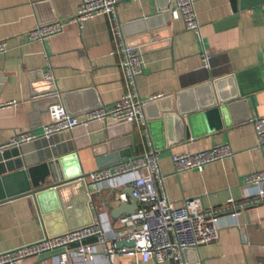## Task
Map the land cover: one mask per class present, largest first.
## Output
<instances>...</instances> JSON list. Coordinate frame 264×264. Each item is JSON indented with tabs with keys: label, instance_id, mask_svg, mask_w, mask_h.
Masks as SVG:
<instances>
[{
	"label": "crops",
	"instance_id": "0c3cea01",
	"mask_svg": "<svg viewBox=\"0 0 264 264\" xmlns=\"http://www.w3.org/2000/svg\"><path fill=\"white\" fill-rule=\"evenodd\" d=\"M81 2L0 0V43L4 42L7 49L0 55V147L18 133L39 136L50 122L43 110L46 105H34L50 95L44 94L52 87L45 83L49 72L56 86L54 94L66 96V101L61 98V105L72 116L122 99L126 81L122 58L114 53L117 46L110 16H96L81 27L68 23L63 33L43 43L30 39V32L38 25L69 21ZM172 7L173 0H117L118 22L128 43L143 47L145 67L137 79L139 97L149 103L156 96H176L212 81H223L224 94L231 96L235 89L230 76H235L236 89L247 102L238 111L237 124L227 127L215 113L197 114L193 122L196 137L186 138L178 125L184 117L177 114L161 126V131L155 127L151 130L149 123L156 112L145 109L147 128L95 123L88 129H74L70 139L56 136L52 141L40 139L24 147L40 163L58 145L62 154L77 153L84 173L90 174L144 155L151 139L155 149L158 147L168 200L180 205L185 199L199 197L204 211L217 212L220 218L219 238L184 253L186 264H264V203L258 200V186L246 182L249 174L264 170V151L258 146L252 121H245L250 114L252 118L264 117V0H194L198 32L188 30L182 19H174ZM200 88L197 103L209 106V88ZM193 104L194 98H188L186 109ZM112 141L118 143L115 154L106 147ZM215 145H228L233 157L202 171L176 174L173 155L210 150ZM110 155L119 162L111 164L115 157ZM77 190L66 193L59 202L57 195L45 192L41 204L35 196L1 203L0 253L42 240L49 229L57 235L69 227L91 223L94 208L86 203L83 186ZM117 193L111 186L98 184L92 195L109 237L121 231L118 220L111 216L120 206ZM58 254L28 258L24 264H58ZM70 264L110 263L99 255L91 263L79 259ZM113 264L177 263L122 257Z\"/></svg>",
	"mask_w": 264,
	"mask_h": 264
},
{
	"label": "built area",
	"instance_id": "2783aa9c",
	"mask_svg": "<svg viewBox=\"0 0 264 264\" xmlns=\"http://www.w3.org/2000/svg\"><path fill=\"white\" fill-rule=\"evenodd\" d=\"M116 7L117 0H82L78 13L69 21L56 20L51 24L38 25L30 32V39L43 43L54 35L63 33L68 23H76L81 27L84 22L96 16H110L117 46L114 53L122 58L121 68L126 81L122 99L114 105L101 106L77 116L70 115L63 105L56 104L48 111L50 122L43 126L41 135L18 133L5 146L0 147V151L21 148L40 139L52 141L56 136L71 133L78 127L88 129L95 123L138 124L148 127L144 113L148 101L139 97L137 80L145 67L143 47H134L128 43L118 22ZM172 9L173 18L182 19L188 30H200L194 0H173ZM6 52V44L0 43V55ZM46 78L53 80L51 72L46 74ZM160 98L161 95L150 101ZM251 121L256 130L258 146L264 151V117L258 116ZM148 146L149 151L144 155L130 158L110 169L93 171L85 179L91 199L89 203L94 208L91 223L59 235H46L42 240L0 253V264H24L28 258L43 254L54 255L56 252L59 253L58 264H70L79 259L91 263L99 255L110 264L122 257L144 262L154 260L163 263L165 260H172L177 264H186V249H198L200 245L216 242L220 235V218L217 212L204 211L199 197L185 199L180 205L169 201L159 165V152L151 139ZM233 155L234 152L228 145H215L210 150L173 155L172 162L179 175L186 171H202L214 162L230 159ZM127 176L132 178L126 180ZM246 182L248 185L258 186V200L264 203V170L249 174ZM98 184H106L118 190L116 202L119 205L128 203L129 198L125 192L128 188L133 189V196L138 202L139 209L136 213L117 219L121 231L112 237L108 236L101 214L92 203L93 191ZM92 240H95L94 243H91ZM122 241H134V246H119L118 243Z\"/></svg>",
	"mask_w": 264,
	"mask_h": 264
},
{
	"label": "water",
	"instance_id": "95a60500",
	"mask_svg": "<svg viewBox=\"0 0 264 264\" xmlns=\"http://www.w3.org/2000/svg\"><path fill=\"white\" fill-rule=\"evenodd\" d=\"M230 77L233 81L231 84H233L235 89L231 96L224 94L222 88L223 81H212L211 83L209 82L208 84H204L193 90L178 93L176 96H168L167 98H160L157 101L147 103L145 109H155L156 112V116L152 119V122L149 123L151 130L155 127L161 131V126L165 125L167 120L178 116L177 114L184 117L178 122V125L180 130L185 131L183 134L187 136L186 138H190L191 136L196 137L193 122L195 121L197 114L215 113L218 118H223L224 125L227 127L237 124V121H239L237 120V116L240 113L238 111L243 110V107L247 102L245 95L242 94L240 90L236 89L235 80L237 77ZM45 83L52 86L44 93L50 95L34 102V105H38L39 103L45 104L46 107L45 109L43 108V110L48 112L50 107L56 106V104H61L62 100L66 101L67 99L66 96L59 97L58 93L54 94L56 86H53V81L48 80ZM213 86L215 89L214 94L211 92ZM200 87L209 88V106L204 107L200 105V103H197L198 100L196 94L198 96L197 92L201 89ZM190 97L194 98L196 104H193V107H191L192 109L190 108L187 110L185 106L186 100ZM99 107L96 106L90 108L89 111ZM157 109H159L158 112ZM66 110L72 115V112L68 110V108H66ZM251 119L252 115L250 114L245 118V121ZM186 124L188 125L187 127ZM71 135V133H64L59 136L64 140L70 139ZM106 147L107 150H111L113 154L118 151V143L116 141L110 142ZM156 149H158L157 146ZM51 152L52 155H50L48 159L36 163L37 161L34 159L35 156L29 153L24 146L21 148H8L4 151H0V204L5 203L8 200L22 198L23 196H35L38 203L41 204V201L44 200V197L46 196L45 192H48L53 196L57 195L59 202V199L60 201L64 199L66 193L75 194V191L80 189L81 186H83L86 192V203L89 204L88 202L91 199L88 196V186H86L85 183V179L89 174H85L81 168L77 153L62 154V152H60V146L58 145L54 146V148L51 149ZM114 157L115 156L110 155L109 158ZM118 162L119 160L115 157L111 164H116ZM100 163H103V161L100 160ZM99 166L104 167L105 165L103 164ZM126 194L131 203L122 204L113 209L111 216L114 219H118L123 215L134 214L139 209L137 199L133 196V189H129ZM63 204L67 205V202L65 203V201H63ZM77 227L80 226L69 227L68 229L73 230L77 229ZM49 230L52 231V229ZM51 231L49 232V235H55V233H52ZM64 231L65 230H61L60 232ZM118 245L127 247L134 246V241H122L119 242ZM190 250L196 249H186L184 253Z\"/></svg>",
	"mask_w": 264,
	"mask_h": 264
}]
</instances>
